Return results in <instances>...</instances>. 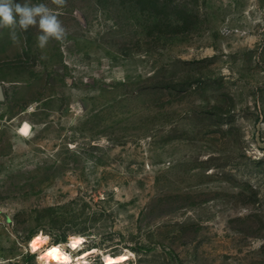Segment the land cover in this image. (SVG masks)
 <instances>
[{
	"label": "rangeland",
	"instance_id": "1",
	"mask_svg": "<svg viewBox=\"0 0 264 264\" xmlns=\"http://www.w3.org/2000/svg\"><path fill=\"white\" fill-rule=\"evenodd\" d=\"M29 2L66 37L0 28V264H264V0Z\"/></svg>",
	"mask_w": 264,
	"mask_h": 264
},
{
	"label": "clouds",
	"instance_id": "2",
	"mask_svg": "<svg viewBox=\"0 0 264 264\" xmlns=\"http://www.w3.org/2000/svg\"><path fill=\"white\" fill-rule=\"evenodd\" d=\"M58 7L66 5L67 0H52ZM37 27V47L45 49L51 39L61 41L66 37V29L61 20L46 4H31L29 0L16 3L15 0H0V28L9 29V38L19 44L17 29L27 32Z\"/></svg>",
	"mask_w": 264,
	"mask_h": 264
},
{
	"label": "bare ground",
	"instance_id": "3",
	"mask_svg": "<svg viewBox=\"0 0 264 264\" xmlns=\"http://www.w3.org/2000/svg\"><path fill=\"white\" fill-rule=\"evenodd\" d=\"M29 130H30V124L28 122H25L20 132L26 135L29 132ZM44 240H45L44 237L37 235L33 237L32 243L34 246L40 248L44 245ZM71 241L74 244L75 248L83 245V239L81 237H77V236L71 237ZM94 251L95 249L92 248L72 255L61 244H51L42 250V256L44 261H48L56 264H66V263L85 264L87 262L86 261L87 257ZM123 259H125V256L121 255L119 257V260H123Z\"/></svg>",
	"mask_w": 264,
	"mask_h": 264
},
{
	"label": "built area",
	"instance_id": "4",
	"mask_svg": "<svg viewBox=\"0 0 264 264\" xmlns=\"http://www.w3.org/2000/svg\"><path fill=\"white\" fill-rule=\"evenodd\" d=\"M2 129V125L0 124V130Z\"/></svg>",
	"mask_w": 264,
	"mask_h": 264
}]
</instances>
